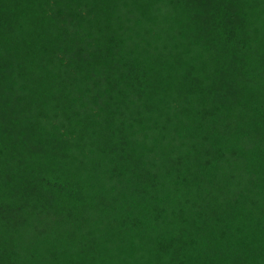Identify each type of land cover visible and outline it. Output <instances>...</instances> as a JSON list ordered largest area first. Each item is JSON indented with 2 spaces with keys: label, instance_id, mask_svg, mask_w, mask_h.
Masks as SVG:
<instances>
[{
  "label": "trees",
  "instance_id": "obj_1",
  "mask_svg": "<svg viewBox=\"0 0 264 264\" xmlns=\"http://www.w3.org/2000/svg\"><path fill=\"white\" fill-rule=\"evenodd\" d=\"M0 264H264V0H0Z\"/></svg>",
  "mask_w": 264,
  "mask_h": 264
}]
</instances>
